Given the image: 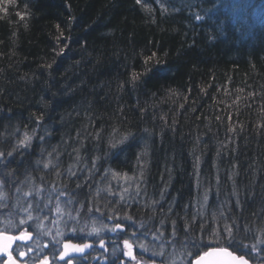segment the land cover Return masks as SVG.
<instances>
[{
  "label": "trees",
  "instance_id": "obj_1",
  "mask_svg": "<svg viewBox=\"0 0 264 264\" xmlns=\"http://www.w3.org/2000/svg\"><path fill=\"white\" fill-rule=\"evenodd\" d=\"M22 130L7 188L34 172L89 217L118 173L143 231L184 249L228 225L264 256V2L0 0V146Z\"/></svg>",
  "mask_w": 264,
  "mask_h": 264
},
{
  "label": "rangeland",
  "instance_id": "obj_2",
  "mask_svg": "<svg viewBox=\"0 0 264 264\" xmlns=\"http://www.w3.org/2000/svg\"><path fill=\"white\" fill-rule=\"evenodd\" d=\"M103 178V182L99 183L98 186L101 189L95 190L96 193L100 195L105 194L107 196L114 195V197H106L107 201L104 205L105 210H101L99 207L100 205H98L97 207L99 211L92 212L89 217H84L82 215V209L76 204V198L65 192L60 185L52 184V186H47L42 183L43 186L41 188L36 184H33V186H36L35 189L31 185V182L28 181V183H25V187L20 186L19 189L17 188V190L13 191L12 198L8 195V201L4 186L0 181V211H2L5 206L11 205L9 211L6 210L5 212L0 213V221L8 223L10 227H13L14 224H17L20 227H28L31 225V227L35 228L39 237H50L45 235V233L51 231L52 234L55 235L57 230L64 232V237L68 235L95 236L87 234L88 231H90V227L86 229L85 232L77 231V233H71L67 229L65 222L79 229L85 225L90 226L91 221L94 220L96 221V226L99 227L100 224L103 223L102 217H104V212L105 215H110L112 213V216L117 215L119 217H124V215H126L127 211H125L124 215H120L117 211V201L120 202L119 199L127 200L130 198L129 193L131 192V189L129 187L134 183L133 180L129 181L126 176L113 177L106 175ZM119 193H121L120 196L122 199L121 197H118ZM123 194H128V196L123 197ZM81 203L85 204L86 201L82 200ZM57 207H60V212L56 211ZM69 213L71 214V217H75V219H71ZM29 214H31L33 219L27 221V224L21 226L19 221L26 220ZM37 224H42L43 227L37 228ZM130 224L132 225V230L134 232L133 235L136 240H151L157 249L163 250V247L166 246L167 248H171V253L177 251L173 245L170 246L169 244L162 242L163 238L158 233L150 234L143 231L135 221H130ZM256 247L260 248L259 245Z\"/></svg>",
  "mask_w": 264,
  "mask_h": 264
},
{
  "label": "snow or ice",
  "instance_id": "obj_3",
  "mask_svg": "<svg viewBox=\"0 0 264 264\" xmlns=\"http://www.w3.org/2000/svg\"><path fill=\"white\" fill-rule=\"evenodd\" d=\"M137 4L141 3V0H136ZM23 18V17H21ZM196 19H199V17H196ZM59 27V25H57ZM62 35V33H61ZM63 51V49H61ZM152 57H149L151 59ZM147 63V60L145 61ZM138 74L133 73V79H137ZM131 133H127L125 135H122V137L119 140H109V144L112 148H116L118 144H123L125 141L128 140L129 136H131ZM99 136V133H97V137ZM32 137H30L27 133L24 135V140L20 141V144L27 145L30 143ZM146 154V153H145ZM9 156H11V153H8ZM5 153L0 152V157H4ZM99 159V157L97 158ZM39 163V162H38ZM52 161L49 160L47 164H44V167H48V164H51ZM108 171H112L111 169H108ZM119 175L118 173H113V176L116 177ZM126 175V174H125ZM128 179H131V177H127ZM205 200H207V194H205ZM122 199V197H121ZM238 204V201H237ZM57 212H60V207L56 208ZM89 211H91L89 209ZM99 211V209H97ZM69 217L71 219H75V217H71V214L69 213ZM127 220H131V217L125 216L124 217ZM33 217L31 214L28 215L26 220H20L19 224L21 226L27 224V221H31ZM39 219V218H37ZM65 225L67 229L71 233H77L79 232H85L86 229L90 227V231H88V235H96L97 237L100 236L101 232L104 230H109L111 232H117L118 229L122 227L120 223H116L115 225L109 226L107 224L101 223L99 227L96 226V221H91V225H85L84 227L77 228L75 226H72L71 224H68L65 222ZM29 228L31 225L28 226ZM37 228H42V224H37ZM200 232L204 231V228L201 226L199 229ZM223 233L225 235H221L220 229L209 230V235L207 236H197L193 237L192 234L186 233L188 235V245L190 247L185 246L184 251L182 253V256L185 257V264H189L188 260L186 258L190 257L192 260H194V264H249L248 260L245 259L244 254L237 255L235 250H241L242 249L238 246V242L235 236L232 234V226L224 225L222 229ZM45 235L51 237V243L52 247L50 249L51 254L53 256V264H55V260L58 259L60 261H67V264H72V260L68 259L72 254H83L87 249H90L93 247L91 243H72V242H64V232L57 230L55 235L52 234L51 231H48L45 233ZM173 235H175V226L173 222ZM60 237V239H58ZM32 239V232L29 231L27 228L21 227L19 235H5L3 233H0V254H3L4 257L7 260V264H18L17 258L14 256V253L18 255V257H24L26 255V251L30 252L32 251L31 247H27L25 249L24 246L18 245L17 248H13V244L16 241H29ZM99 244L101 247H104V240L100 239ZM124 248L127 249V251L124 253V256L131 257L133 260L136 259L135 256H133V245L130 243L128 239L123 240ZM43 247H48L47 244L43 245ZM141 248L144 247V245H140ZM206 249V250H205ZM43 250V248H41ZM160 255H163V253H159ZM43 264H49V261L47 257H45ZM139 264V262H138ZM174 264V262H173Z\"/></svg>",
  "mask_w": 264,
  "mask_h": 264
},
{
  "label": "flooded vegetation",
  "instance_id": "obj_4",
  "mask_svg": "<svg viewBox=\"0 0 264 264\" xmlns=\"http://www.w3.org/2000/svg\"><path fill=\"white\" fill-rule=\"evenodd\" d=\"M31 177V176H29ZM0 181L4 186V190H10L4 184V181L0 177ZM26 182V180H25ZM31 182V181H30ZM11 205L5 206L0 213L9 211ZM112 214V213H111ZM106 214L104 212V217H102L103 224H107L109 228L116 223H120L122 227L117 230V232H111L109 230H104L101 232L100 236H76L68 235L63 237V241L72 243H91L92 248L87 249L83 254H72L68 259L72 260V264H185V257L182 256L184 249L176 248V252L171 253V248L163 247V250L157 249L151 240H136L134 237V232L131 224L125 225L123 219H118L119 216ZM129 223V222H128ZM27 228L32 232V239L29 241H16L13 244V248H17L18 245H22L27 249L31 247L32 251L27 252L24 257H18L16 253L14 256L18 260V264H43L45 257H47L49 264H53V256L51 254V237H39L35 228L33 227H23ZM21 227L14 224L13 227L4 221H0V233L5 235H19ZM60 239V238H58ZM104 240V247H101L99 240ZM128 239L133 245V256L136 257L133 260L131 257L124 256L127 251L124 248L123 240ZM163 242V241H162ZM2 243V242H0ZM47 244L48 247H43ZM140 245H144L143 248ZM43 248V250H41ZM206 250V249H205ZM163 253L160 255L159 253ZM236 252V251H235ZM237 255L244 254L236 252ZM245 259L248 260L249 264H264V256H262V251L259 249L248 250L245 252ZM189 264H194V260L188 257L186 258ZM0 264H7V260L3 254H0ZM55 264H67V261L55 260Z\"/></svg>",
  "mask_w": 264,
  "mask_h": 264
},
{
  "label": "bare ground",
  "instance_id": "obj_5",
  "mask_svg": "<svg viewBox=\"0 0 264 264\" xmlns=\"http://www.w3.org/2000/svg\"><path fill=\"white\" fill-rule=\"evenodd\" d=\"M259 2V0H249V4H253L254 6H256L257 5V3ZM260 2H264L263 0H260ZM257 8V12H260V9L258 8V7H254V10ZM35 128V127H34ZM36 129H34V131H35ZM21 133H22V136H19L18 134H16L15 133V137H17L18 139L17 140H15V141H13V143H11V142H7V144L6 145H3V146H0V152H3V153H5V156L4 157H0V172L1 171H6V169H4L3 168V166H6L7 167V162L10 160V158H13L14 157V155L16 154V152H19V151H21L22 150V148L20 147V141H23V140H19V138L20 137H22V138H24V135H25V133H27V131L25 130H22L21 131ZM29 136L30 135H32L31 134V131L30 132H28L27 133ZM14 137V136H13ZM12 137V138H13ZM9 138H11V137H9V136H7V135H3V140L4 141H7ZM3 148H5V149H3ZM32 148L31 147H27V148H25L24 149V152H30L31 154H32ZM11 153V156H9L8 155V153ZM34 156H36V155H34ZM33 165L36 167L37 166V164H36V162H33ZM44 169H49V166L48 167H44ZM30 176L31 177H29L27 180H26V182H24V180L22 179H20V178H18V177H16V176H13V179L12 180H10V185H9V187H10V189H12V190H17V188L19 189V187L20 186H22V187H25V183H28V181H31V185L33 186V184L35 185H37V186H39V187H41L42 188V183L41 182H39V178L38 177H36V175H34V172L32 173L31 172V174H30ZM99 180L98 181H101V179H102V175H99ZM14 180V181H13ZM12 181V182H11ZM97 181V182H98ZM96 186H99V182L98 183H96ZM35 189H36V186H33ZM97 190V189H96ZM18 191H20V190H18ZM95 192V194H94V196H92L90 199H91V201L94 203V204H96L97 206L98 205H100L99 207L101 208V210H105V207H104V205L106 204V199H104V196H103V198H100V196L96 193V191H94ZM5 193H6V196H7V198H8V191L7 190H5ZM101 196V197H102ZM35 197V196H34ZM99 197V198H98ZM8 201H9V198H8ZM96 206V207H97ZM12 213V212H11ZM14 213V212H13ZM104 214V213H103ZM129 222V223H128ZM124 223H126L125 225H127L128 226V224H130V220H127V219H124ZM159 235H161L162 236V238H163V240H164V235L161 233V234H159Z\"/></svg>",
  "mask_w": 264,
  "mask_h": 264
}]
</instances>
